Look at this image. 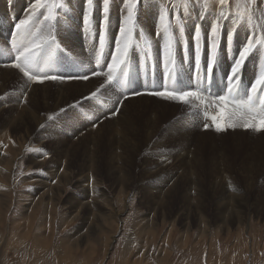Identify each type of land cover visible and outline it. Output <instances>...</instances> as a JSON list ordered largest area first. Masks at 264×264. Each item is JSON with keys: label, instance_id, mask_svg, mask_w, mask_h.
Returning <instances> with one entry per match:
<instances>
[{"label": "rangeland", "instance_id": "obj_1", "mask_svg": "<svg viewBox=\"0 0 264 264\" xmlns=\"http://www.w3.org/2000/svg\"><path fill=\"white\" fill-rule=\"evenodd\" d=\"M22 2L16 0L17 10ZM64 2L68 9L57 10L55 39L39 58V74L76 81L82 64L58 36L75 22L74 6L87 4ZM150 2L185 17L183 0ZM204 2L189 0V13L199 14ZM237 4L243 8L246 0H229L234 11ZM260 5L264 0L254 6L261 15ZM122 6L124 0H110V19ZM101 9L102 0H93L92 12ZM4 24L8 17L0 9V68L16 55ZM98 29L91 27L85 37L83 30L73 31L86 40L91 63L83 65L90 69L115 48L118 29L105 30L103 43L94 34ZM134 33H142L138 48L154 49L142 28ZM184 39L191 42L189 34ZM221 44L227 46V39ZM0 72V264H264V156L259 162L252 157L250 130L218 133L205 130L199 118L191 128L165 118L149 138L147 112L131 110L133 121L126 125L100 115V107L109 111L114 103L103 91L92 102L56 84L32 85L39 88L25 95L21 81Z\"/></svg>", "mask_w": 264, "mask_h": 264}, {"label": "snow or ice", "instance_id": "obj_2", "mask_svg": "<svg viewBox=\"0 0 264 264\" xmlns=\"http://www.w3.org/2000/svg\"><path fill=\"white\" fill-rule=\"evenodd\" d=\"M196 2L199 3V0H196ZM138 3L139 0H124L126 14L122 16L119 25L118 34L115 38V48L112 52L111 62L107 65V72L105 73L103 69H100L92 73L93 76L97 77L105 76V80L89 96L83 97L84 100L97 97L102 89L113 84V81L117 79V73L122 71V66L125 65L129 51L133 47V33L137 27L136 9ZM86 4L87 7L83 12V25L85 29H90L94 22L93 0H86ZM211 4H216L218 7L212 8ZM255 5L256 0H246L243 8L237 4L231 26H228L226 22L229 20V0H205L202 5V11L196 16V19L202 22L209 18L208 14H211L210 31L203 33L202 23H196L191 37L194 60L193 70L197 79V86L195 88H174L172 90L165 87L163 90H151L143 93L134 92L133 95H148L184 105H189L196 101L198 104H194L193 108H202L206 119L211 120V125L204 123L203 127L205 130L211 126L218 133L237 128L256 133L264 132V71L254 79L250 87L241 89V74L245 63L250 55L253 54L257 45L264 49V36L250 34L236 53L229 57L231 63L225 73L226 84L225 91L222 94L212 95L207 90L211 86L216 68L220 62L221 29H226L227 46L230 49L234 42L233 36L237 30L236 25L245 18L250 24L252 23ZM183 7L185 11L184 21L180 18L170 21L169 9L165 6L161 8L158 14V23L156 25V37L162 40L161 63L165 69L169 70V78L173 79L175 77L173 65L175 64L177 44L185 47V59H188L183 25L187 18L192 15V13H189V0H183ZM260 7L264 9V5ZM58 9L67 11L68 4L64 0H30V5L24 18L15 24V31L12 33V37L16 55L14 62L10 66L19 70L26 80L32 84H43L45 81L55 82L62 79L61 76L51 73L39 74L44 72V68L40 67L39 58L52 46L55 39L51 34V29L58 22L60 14L57 11ZM261 14L264 15V11ZM100 15L99 39L103 43L105 28L110 20V0H102ZM174 25L179 29V37L174 35ZM33 28L36 31H33ZM205 39L207 44L206 63L203 59ZM51 59L52 56L49 54L45 61V67L49 66ZM73 78L87 81L89 75L84 74ZM127 98V96L124 97V99ZM210 109L213 110L212 114H209ZM64 111L65 109H60V112ZM119 111L120 108L116 107L112 115H116ZM48 120H53V117L49 116ZM43 127L44 125L42 124L41 128ZM52 182L55 183V181Z\"/></svg>", "mask_w": 264, "mask_h": 264}, {"label": "bare ground", "instance_id": "obj_3", "mask_svg": "<svg viewBox=\"0 0 264 264\" xmlns=\"http://www.w3.org/2000/svg\"><path fill=\"white\" fill-rule=\"evenodd\" d=\"M2 1L3 2H2V5L0 6V9L4 13V15L8 17V25L4 24V26H6L8 30L7 32L9 34L8 36H12V33L15 31V24L20 19L24 18L25 13L27 9L29 8L30 0H23L18 10L16 9V5H15L16 0H2ZM231 1L232 3H235V0H231ZM156 5L150 2V0H139V3L137 4V9H136L138 12L137 18L139 19V22L142 25L141 27L140 26H137V27L142 28V30L145 31V35L149 38V40L151 39L155 41L154 49L151 51L149 48H146V49L138 48L137 47L138 43L139 45L141 43L142 44L144 43L142 37L140 39H137L138 37L141 36L142 33L140 34L134 33L133 47L129 51V55L127 57L125 65L122 66V71L117 73V79L113 81V87L109 85L110 87L106 86V88L101 90L103 91L101 93L102 97L104 98L107 97L108 99L113 100L112 102L114 103L111 104V107H109L110 108L109 111L106 108H103L104 106L100 107L101 112H102L100 113V115H103L104 119L108 118V119H111V122H115L116 124L118 123L122 125L131 124L130 121H133L132 116L130 114L131 110L137 111L138 113L147 112V116H146L147 125L148 127H150V129H153V131L147 132V135L149 136V138L152 137L157 124L160 123L161 120L162 122H165L164 121L165 118H171V120L181 119V122H179V125H177L179 127L180 125H185V126L188 125V127L192 125V127L193 126L198 127V125H196L195 123V118H199L203 121V123H208L209 125H211V120L206 119L202 108L200 107L193 108L194 104H198V102L196 101H193L189 105H184V104H180L176 102L164 101L158 97H153V96H148V95H133L134 92L143 93V92L151 91L155 89L149 82L150 73L151 75L153 74L154 77L156 78L157 87L155 90H163L165 87H167L169 90H172L170 88V83L172 79L171 80L169 79V70L165 69L163 64L161 63L162 40L156 37V25L158 23V12H160L158 11V7ZM161 6H165V5L161 3ZM210 6L212 8L218 7V5L216 4H211ZM234 7L235 6L233 5L232 7L230 6L228 9L229 20L226 22L228 26H231V21L234 18V13H235ZM74 8L77 9V10H74L73 12V18L75 22H73L70 25H65L67 30L62 31L61 34L58 36L59 43L63 47L66 53H68L74 59H77L78 61L77 60L76 61L82 64L81 66H78L79 67V71H77L78 74L79 73H82L81 75L87 74L89 75V79L87 81H84V80L68 81V79L65 78V81L63 80H58L55 82L45 81L43 84H32L26 80V78L19 72V70L12 68L10 66L11 64L4 65L3 68H0V70L3 69V71L9 74V77L12 78L10 81L13 80L16 83L17 82L19 83V81H21L20 82L22 83V85H20L21 89L26 88L23 91L24 94L25 92H27V89H29L28 91H31V93H33L35 92L36 88L40 87L41 89L42 88L44 89L45 86H48L50 84H56L59 87L65 85L72 94L80 97L81 100H84L83 97L89 96L91 92H94L100 86V84L104 82L105 76L97 77V76H93L92 73L100 69H103L105 73L107 72V65L108 63L111 62L112 52L114 51V49L111 48V50H109L107 55L104 56L103 58L99 57V60L101 62L97 66V68L92 67V69H90L89 66L83 65V64H87V61H89L87 50L84 49V48H88L86 46V40L80 39L79 35L77 36L73 35V31L78 32L80 30H83L84 37H85L89 29H85L83 25V12L85 9L82 10L77 6H74ZM167 8L169 9V20L170 21L174 20L175 18H180V16H182V18L180 19L184 21L185 17H183L182 14H180L177 17L175 16L174 13H176L177 11L175 10L173 11L172 6H167ZM20 9H23V13L20 17H18L17 12H19ZM254 9H255V12H254V16H253V20L251 24L247 21V18H245L239 24L236 25L237 30L234 32L233 37L238 38L241 35L238 38L237 42L233 43L230 49H228L229 48L228 46H223L221 44V51H220V56H219L220 62L217 68L221 71V73L224 76L231 63V60L229 59V57L236 53V51L241 46L239 44L245 43L246 38L250 34H254L256 36H264V15L258 14L256 12L257 9L256 8ZM195 12H198V11H194V13ZM100 13L98 11L93 12L94 22H93V25L91 26L92 29H94L95 27H99V22L101 19ZM125 14H126L125 6H122V10L120 11L119 14L111 16V19L109 20V23H108L109 28L106 27L105 30L111 31V32L115 28L119 30L118 26L120 25L119 22H121V20L118 21L116 20V18H119L118 16H120L121 17L120 19H122V16ZM197 15L198 14L195 13V15L194 14L192 15L193 17L192 16L188 17L187 20L185 21V25L187 24L189 25V26H184L185 34L187 35L189 34V36L191 37L193 35V28L195 25L194 22L198 21L196 19ZM211 19H209L208 21L207 19H205L204 22L202 23L203 33H207L210 31ZM33 31H36V29L34 28ZM173 32L174 33L179 32L178 27H176L175 25L173 27ZM225 33H226V29L222 28L221 29V41L227 39ZM51 34H53V29H51ZM94 34L98 35L99 29L96 30ZM116 36L114 37V42H113L114 45H115ZM189 41L185 40V43L187 46V55H188L187 60L185 59V47L180 44H177L176 46L175 64L173 65V71L175 75L177 74L176 75L177 80H178L177 88H195L192 85L193 82L189 83L187 82V79H186L187 77L191 79L192 74H195L193 70L194 60H193L192 40L191 42ZM2 42H3V39L0 37V43ZM111 43L112 42L110 41L109 44L111 45ZM258 50H261V51L256 53ZM222 54H225V57ZM203 59L206 63V60H207L206 39H205V45H204V51H203ZM73 68H71V70L69 71H72ZM262 71H264V49L260 48V46L257 45V47L253 51V54L250 55L249 59L245 63V66L241 74L242 80H245L251 85L254 79L258 75H260ZM158 78H161V79L159 80ZM167 78L169 79V83L163 84V81H165ZM126 79L130 83V88L128 89L125 86ZM1 81H5V80L3 79ZM32 85H37L39 87L37 86L32 87ZM57 86H55V88L59 89ZM115 91L118 92L119 94H116ZM125 96H127L128 98L124 99ZM23 98H25V95ZM100 98L101 97H99V99ZM95 100H98V98H91L87 101L92 102ZM24 106L25 104L23 102V104L19 108L21 109ZM116 107H119L120 111L116 115H112V112L115 111ZM212 112L213 110L210 109L209 114H212ZM233 130H235L236 132H243V133L245 132V130L242 128L232 129V131ZM207 132L209 133V131ZM249 135L253 137V141L251 140V144H252L251 147L253 149L252 157H255V159L257 158V161L259 162L262 160L261 158H263L264 156V132L256 133L253 131L251 132L249 131ZM134 143H137V142H134Z\"/></svg>", "mask_w": 264, "mask_h": 264}]
</instances>
